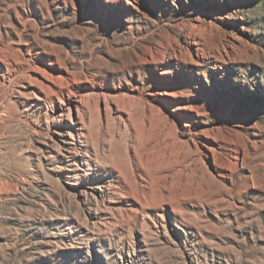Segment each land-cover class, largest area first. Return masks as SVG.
I'll list each match as a JSON object with an SVG mask.
<instances>
[{
  "label": "rangeland",
  "instance_id": "1",
  "mask_svg": "<svg viewBox=\"0 0 264 264\" xmlns=\"http://www.w3.org/2000/svg\"><path fill=\"white\" fill-rule=\"evenodd\" d=\"M33 1L41 14L28 22L40 40L69 49L83 68L105 60L127 94L151 78L142 100L108 105L109 147L90 172L129 178L130 152L149 184L135 213L120 188L102 198L76 192L83 177L67 179L69 157L49 148L42 118L24 115L1 83L0 264H264V0H127L107 16L94 0H0V30ZM133 50L153 51L155 69L142 62L136 73ZM160 69L184 94L163 107V125L147 110L160 104L151 98Z\"/></svg>",
  "mask_w": 264,
  "mask_h": 264
},
{
  "label": "bare ground",
  "instance_id": "2",
  "mask_svg": "<svg viewBox=\"0 0 264 264\" xmlns=\"http://www.w3.org/2000/svg\"><path fill=\"white\" fill-rule=\"evenodd\" d=\"M63 1L65 4L67 3L66 0ZM86 1L90 2V4L93 3V0ZM94 1L98 7H96L95 13H104L106 16L112 13L119 14L121 9L127 10V5L132 3L127 0ZM36 5V2L33 1V8L29 9L22 5V7L14 8L10 13L9 26L4 27L2 31L0 30V85L2 83L9 90L8 92H11L12 101L22 107L24 115L33 113L37 116V119L42 118L43 122L39 124L45 129L44 136L51 144L49 148L60 150L66 154L65 157H69L64 159L66 161L63 165L64 169L69 172L67 179L75 182V177L79 175L83 177L82 181L78 183L67 180L71 184L74 183V186L76 185V192H88L95 198L98 196L102 198L103 193L105 194L111 189L120 188L125 194L123 195L119 192V197L122 199L125 197L126 202H128V211H137L141 207L142 199L146 195L144 191L149 184L145 179L144 162L142 163V161L136 159L133 153L124 152L122 156L130 173L129 178H126L118 168H112L109 176L100 175L93 178V176H90V172L95 168V163L93 162H96L99 154L104 153L106 148L109 147V140L106 137L107 129L104 124L110 119V108L108 105L113 103L118 97H128L130 99L139 97L138 100H142L140 98L142 95L140 90L147 85L150 87L151 81L149 80L151 78L149 80L143 78L140 80L139 86H133L135 88V90L132 89L134 92L127 94L123 91L125 86L128 85L127 81H123L120 74L109 69L105 60L98 56H93L83 68L82 62L78 60L79 57L72 56L69 49L49 44L39 39L38 33L34 29L35 27L28 22L30 18L41 14ZM24 30L31 31L28 32V37L24 41L25 49L23 52L18 50V46L23 40L21 32ZM7 37L9 41H7ZM196 50L198 51L199 48H196ZM118 51L120 49L116 48L115 51H111V54L116 56ZM152 53H148L146 50L142 52L133 50L137 60L140 59L137 63L131 65L136 73L142 72V62L150 65L149 69L152 66L154 67ZM102 68H106L105 73L101 72ZM156 73L158 75V83L156 82L155 86H153L155 91L151 98L155 104L158 101H160V104L158 103L157 106H154V109L151 105L146 106L148 111L155 110L156 117L163 125L165 123L162 117L165 114L163 107L172 105L176 96L184 97V94L172 86L173 80L169 77L170 74L168 72L160 69ZM179 89L182 90V88ZM137 94L138 97L136 96ZM101 102L104 105V113L101 112ZM180 109L182 110L181 106L175 108L174 113L177 114L176 110ZM190 110L194 109L191 107ZM187 116L190 118L189 114ZM11 118L14 117L12 116ZM119 128L120 125H117L114 134H119ZM41 134L43 135L44 132H41ZM70 158L71 160H69ZM73 194L72 196H74ZM111 201L112 199L109 198V202ZM118 208L122 209L123 207L119 205Z\"/></svg>",
  "mask_w": 264,
  "mask_h": 264
}]
</instances>
